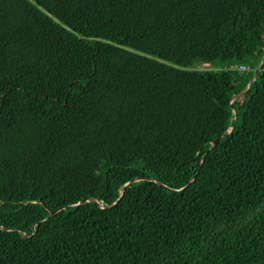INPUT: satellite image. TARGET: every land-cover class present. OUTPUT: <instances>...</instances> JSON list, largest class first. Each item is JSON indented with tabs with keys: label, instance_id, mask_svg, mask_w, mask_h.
Wrapping results in <instances>:
<instances>
[{
	"label": "trees",
	"instance_id": "trees-1",
	"mask_svg": "<svg viewBox=\"0 0 264 264\" xmlns=\"http://www.w3.org/2000/svg\"><path fill=\"white\" fill-rule=\"evenodd\" d=\"M263 56L264 0H0V264H264Z\"/></svg>",
	"mask_w": 264,
	"mask_h": 264
},
{
	"label": "water",
	"instance_id": "water-1",
	"mask_svg": "<svg viewBox=\"0 0 264 264\" xmlns=\"http://www.w3.org/2000/svg\"><path fill=\"white\" fill-rule=\"evenodd\" d=\"M263 60H264V56L262 57L260 64L263 62ZM260 64H259V65L257 66V68L255 69V71H254V73H253V76H252L251 80L249 81V83H248V85H247L245 91H243V92H241V93H239V94L233 95V96H232V99H231L232 101H233L234 99L238 98V97H242V96L245 95L246 91L249 89L250 85L252 84L253 80L256 78V76H257V74H258V72H259ZM233 109H234V108H233ZM234 112H235V111H234ZM235 119H236V113H235ZM233 128H234V125L231 126V127L227 130V132L224 133L223 135H227V134H228ZM219 139H220V137L216 138L214 141H212L211 145H212V146L215 145V144L219 141ZM140 180L154 181L157 185H159V186H161V187H165V188L168 189V187H166L165 185H163L161 182H158V181H156V180H154V179H152V178H146V177H135V178H132L131 180H129L128 182H126V183L121 187V189L119 190V196H118L119 198H118V200H117L116 202H114L112 205L105 206V205H103L102 203L98 202V201H97L96 199H94V198H86V199H83V200L78 201V202L75 203L74 205H71V206H62V207H58V208H56V209H54V210L48 211V215H47V217L45 218V220H46V219H49L50 217H53L55 214H57L58 211H61V210L65 209V208H73V207H76V206H78V205H81V204H84V203H87V202L95 203V204H97V205H98L99 207H101V208H112V207H114V206L118 203L119 199L121 198V196L123 195V193L125 192V190H126L127 188H129V186H130L132 183L137 182V181H140Z\"/></svg>",
	"mask_w": 264,
	"mask_h": 264
},
{
	"label": "rangeland",
	"instance_id": "rangeland-1",
	"mask_svg": "<svg viewBox=\"0 0 264 264\" xmlns=\"http://www.w3.org/2000/svg\"><path fill=\"white\" fill-rule=\"evenodd\" d=\"M233 68L235 69L236 67L235 66H233ZM196 69H199V70H206V69H210V65H209V63H206V64H201L200 66H197L196 67ZM246 69V68H245ZM257 77V76H256ZM251 80V79H250ZM255 80V79H254ZM253 80V81H254ZM248 85V84H247ZM245 91V90H244ZM248 91V90H247ZM246 91V92H247ZM243 92V91H242ZM241 93V92H240ZM239 94V93H238Z\"/></svg>",
	"mask_w": 264,
	"mask_h": 264
},
{
	"label": "clouds",
	"instance_id": "clouds-1",
	"mask_svg": "<svg viewBox=\"0 0 264 264\" xmlns=\"http://www.w3.org/2000/svg\"><path fill=\"white\" fill-rule=\"evenodd\" d=\"M260 62H261V61H260ZM259 64H260V63H259ZM259 64H258V65H259ZM261 64H262V63H261ZM261 64H260V67H261ZM72 205H74V204H72ZM69 206H71V205H69ZM58 212H59V211H58ZM58 212H57V213H58ZM46 220H47V219H46Z\"/></svg>",
	"mask_w": 264,
	"mask_h": 264
}]
</instances>
